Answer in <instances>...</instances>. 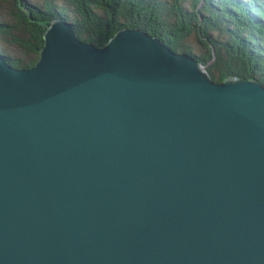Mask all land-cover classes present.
<instances>
[{"label":"water","instance_id":"water-1","mask_svg":"<svg viewBox=\"0 0 264 264\" xmlns=\"http://www.w3.org/2000/svg\"><path fill=\"white\" fill-rule=\"evenodd\" d=\"M43 36L0 55V264H264V84L141 29Z\"/></svg>","mask_w":264,"mask_h":264},{"label":"rangeland","instance_id":"rangeland-1","mask_svg":"<svg viewBox=\"0 0 264 264\" xmlns=\"http://www.w3.org/2000/svg\"><path fill=\"white\" fill-rule=\"evenodd\" d=\"M70 0H0V55L4 57V62L9 63L10 65L16 68L20 69H28L31 67H34L36 63L38 62L40 58V50L44 47L45 44V37L43 36V42L41 48H39L38 52V59L33 65H27V63L34 58V54L28 51H25L24 48L21 46V42L23 41H30L33 42L32 35L27 32L22 26L19 27V23H23V21H27L26 19H23L22 17L24 14L27 15V17L33 19L36 16L43 15L42 18L48 17L50 20L47 22L46 26L43 27L44 33L49 28L51 21L53 19L62 18L65 20L71 21L74 26L75 23L73 22L72 17L69 16V19H66L61 14L60 9L61 6H66L69 4ZM119 3H125V1L118 0ZM173 3L179 2L178 0H171ZM212 1V2H211ZM240 1L239 5L235 3V0H199L200 2V9L197 5H194L195 7L189 6L188 3L192 2V0L186 2L182 1L185 5L181 11L178 13H155L154 18L156 22L163 21V22H170L174 18H177L179 21L182 22L183 27L188 31L187 35L184 36L183 41L181 40V46L178 48H172L167 42H165L158 33L151 31L147 27H138L135 26L137 21H143L147 17L150 16L152 11H148L145 9V7H138L133 6L137 10L135 11L134 20L131 22H128L126 24H119L116 25L115 28L112 30L113 33L108 37L105 43L101 45H97L98 47L104 46L111 37L114 36L115 32L121 29H141L144 32H146L149 36L157 37L161 39L166 45H168L176 54H191L197 59L203 67V69L208 73L209 77H211L212 81L214 82H223V80L228 76H235V77H246V78H253L254 80H259L262 84H264V44L261 43V40L255 38L256 41L259 43V45L256 48H261V53H258L257 50H255L253 53H243V55H246L253 66L257 68V72L254 73H245V75L240 76L239 74H236L237 71L232 72L233 65L235 62L237 63V55H232V53H238V51H228L226 47H223V45H229L231 42L236 39L232 38V36L235 37V34H238L239 38H245V35L250 39L251 43H254L251 39L254 38L255 33L252 35L251 32H249V29H245L247 26L243 21L242 18L246 15L243 14V11L247 9L248 13H251L257 17H259V14H257L256 9L260 7V3H258L257 0H237ZM262 3H264V0H261ZM71 3V2H70ZM130 3H133L132 1ZM55 4V9L53 5ZM72 4V3H71ZM82 3L78 0L73 1V5L76 7V5H81ZM205 4H209V7H206L212 11V13H216L217 16L220 15L222 21H225V26H216L217 24L214 23H206V19L202 15H196L199 16L196 18L194 15H192L189 11H200L204 9ZM110 6H103L101 4L97 5L98 11L102 13L105 17L108 18L106 13L104 11L109 10ZM192 7V8H191ZM57 9V10H56ZM207 9V10H208ZM264 10V9H263ZM203 11H200V13ZM19 13V17H18ZM220 13V14H219ZM56 14H59L60 16H56ZM70 14L72 15V11H70ZM204 14V13H201ZM51 15V16H49ZM215 15V14H214ZM183 16H190L187 24L183 22L182 18ZM36 18V17H35ZM247 22L250 21V18L246 17ZM43 21V19H42ZM75 21V19H74ZM44 22V21H43ZM254 23V22H252ZM22 24V25H23ZM251 24V23H249ZM25 25V24H24ZM108 25H113L112 23H108ZM219 25V24H218ZM227 26H232V33L226 32L228 29H226ZM114 26V25H113ZM215 27V28H214ZM214 28V29H213ZM231 28V27H230ZM237 29V31L235 30ZM76 32L78 31L75 26ZM87 30H91V28H87ZM43 33V35H44ZM78 35V33H77ZM231 35V37H230ZM237 36V37H238ZM79 37V35H78ZM235 37V38H237ZM84 42L86 41L81 36L79 37ZM227 39V40H224ZM23 40V41H21ZM204 43H202V42ZM232 43L231 45H238L241 46L239 41H236ZM88 43H92L95 45L94 42L86 41ZM25 43V42H23ZM219 45L221 47V50L214 46ZM211 51V57H213L211 60H207L205 58L208 55L209 50ZM240 51V49H239ZM9 55V56H8ZM226 59L227 63L229 64L228 67L223 66L222 64H219L217 62L218 59ZM15 65V66H14ZM230 68V69H229Z\"/></svg>","mask_w":264,"mask_h":264},{"label":"trees","instance_id":"trees-1","mask_svg":"<svg viewBox=\"0 0 264 264\" xmlns=\"http://www.w3.org/2000/svg\"><path fill=\"white\" fill-rule=\"evenodd\" d=\"M74 0H70L69 4L66 6H61V8H58L61 10L63 14H61L63 17L66 19H69V16L72 17L73 22L76 25L77 28V33L79 37L81 36L84 38L86 41H91L94 42L97 45H101L106 42L108 37L113 33L116 25L119 24H126L128 22H131L134 20V14L135 11L137 10L135 7H145L148 11H152L150 16L147 17L143 21H137L135 26L138 27H147L151 31L158 33V35L161 36V38L167 42L173 49L178 48L181 46V40L183 41L184 36L187 35V30L183 27L182 22L179 21L177 18H174L170 22H163L159 21L156 22L154 18L155 13H178L181 11V9L185 6L182 5L184 4L182 1H190V0H178L179 2L173 3L171 0H122L125 1V3H119L118 0H78L82 4L76 5V7L73 5ZM133 3H130V2ZM199 0H192V2L188 3V7L192 6L195 7L194 5H197L199 7L200 2ZM258 3H260V7L256 9V13L259 14V17L248 13L247 9L243 11V14L246 15L245 17L242 18V21L247 25L245 29H249V32L253 35L255 33L254 38L251 40L254 41V43L250 42V39L245 35V38H239L238 34H235L232 36V38L236 39V41H239L241 46L236 45H231L233 42H231L229 45H223V47H226L228 51H238V53H232V55H237V63L233 65V68L231 69L233 71H237L236 74H239L240 76L245 75V73H256L257 68L252 65L250 59L246 56L243 55V53H253L255 50H257L258 53H261L262 49L261 48H256L259 43L256 41L255 38L261 40V43L264 44V3L261 2V0H257ZM72 4H71V3ZM212 2V1H211ZM240 1L235 0V3L239 5ZM101 4L103 6H110L114 5L111 7L109 10L104 11L106 15L108 16L105 17L102 13L98 11L97 5ZM135 6V7H133ZM209 4H205L204 9L200 10L203 11L201 13L200 11H192L189 9L190 13L194 15L196 18L199 16L196 15H202L206 21V23H214L217 24L216 26H225V21H222L220 15L217 16L216 13H212V11L206 7H209ZM191 7V8H192ZM55 9V4L53 5L52 9ZM200 9V7H199ZM208 9V10H207ZM57 10V9H56ZM70 11H72V15L70 14ZM215 14V15H214ZM220 14V13H219ZM35 16L33 19L30 17L28 18L26 14L22 17L23 19H26L27 21H23V23H19V27H23L27 32H29L32 35L33 42L30 43V41H23L21 42V46L24 48L25 51L31 52L34 54V58L31 59L27 65H33L36 60L38 59V50L42 46L43 42V33L45 27L49 22L48 17H43L41 16ZM51 16V15H49ZM60 16L59 14H56L57 17ZM250 18V21L247 22L246 17ZM19 17V13H18ZM183 19V22L187 24L190 16H183L179 17ZM43 19V21H42ZM75 19V21H74ZM254 22V23H252ZM47 23V24H46ZM108 23H112L113 25H108ZM251 23V24H249ZM23 24V25H22ZM219 24V25H218ZM231 27V28H230ZM87 28H91V30H87ZM215 28V27H214ZM213 28V29H214ZM226 29H228L226 32L232 33V26H227ZM237 31V29H235ZM231 37V35H230ZM227 40V39H224ZM229 41V40H227ZM235 41V42H236ZM202 42V41H201ZM203 43V42H202ZM204 44V43H203ZM215 47L219 48L221 50V47L217 44ZM259 47H261L259 45ZM240 49V51H239ZM207 60H211L213 57H211V51L209 50L208 55L205 57ZM217 62L219 64H222L225 67H228L229 64L227 63L226 59H218ZM230 69V68H229Z\"/></svg>","mask_w":264,"mask_h":264},{"label":"bare ground","instance_id":"bare-ground-1","mask_svg":"<svg viewBox=\"0 0 264 264\" xmlns=\"http://www.w3.org/2000/svg\"><path fill=\"white\" fill-rule=\"evenodd\" d=\"M76 26V25H75ZM86 42V41H85ZM88 43V42H87ZM96 45V44H95ZM97 46V45H96ZM209 50V49H208ZM3 56V55H2ZM9 56V55H8ZM5 59V58H4ZM7 63V62H6ZM9 63H10V61H9ZM15 66V65H14ZM25 69V68H24Z\"/></svg>","mask_w":264,"mask_h":264}]
</instances>
